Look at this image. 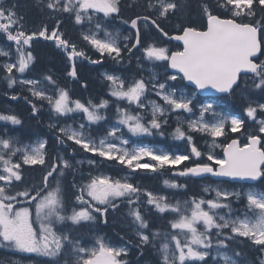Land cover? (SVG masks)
I'll return each instance as SVG.
<instances>
[{
    "label": "snow or ice",
    "instance_id": "obj_1",
    "mask_svg": "<svg viewBox=\"0 0 264 264\" xmlns=\"http://www.w3.org/2000/svg\"><path fill=\"white\" fill-rule=\"evenodd\" d=\"M36 3L46 13L47 20L37 29L28 31L15 6L5 7L4 0H0V34L12 42L7 51L0 49V57L8 61L0 64L5 73L3 79L9 89L19 84L33 98L12 94L10 99L25 100L33 117H37L43 107L34 101L46 102L50 111L59 117L83 113L87 123L80 122L77 127L49 125L56 129L57 143L66 149L78 146L84 152L115 161L130 171L118 178L89 173L86 182H74L75 202L69 208L62 178L66 171L73 169L70 160L59 154L49 157L47 140L24 144L15 136L0 135V247L47 258L43 264H130L127 259L130 244L141 256L146 247L155 248L157 264H208L214 239L217 257L213 259L218 258L217 264L221 261L222 264H239L236 257H240L241 252L231 249L229 255L232 242H247L264 253V190L254 183L264 184V0H199L200 25L180 23L175 35H169L163 24L184 10V0H131L128 7H139L141 11L122 20L132 30L123 36L109 31L106 26L111 18L120 16L121 0H36ZM64 14L75 25H90L88 31L82 33V39L101 59H92L67 37L63 31ZM144 30H155L182 47L173 51L154 42L144 43ZM37 39L54 42L66 54L71 63L67 75L74 80L78 79L77 59L100 64L107 56L119 64L125 60V53L131 56L134 50L141 51L143 58L152 64L163 62L164 77L158 78L153 73L148 79L140 77L128 82L120 76L104 73L110 96L136 107L133 112L117 106V123L104 137L97 139L89 129L108 119L101 113L108 107V100L102 99L99 103L89 100L87 104L73 100L51 74H44L42 79L17 77V73L24 74L34 65L37 58L32 46ZM177 81L187 84L172 83ZM42 82L55 86L52 94L39 87ZM186 88L193 90L189 94ZM212 90L222 95H209L206 102L195 103L197 92ZM237 90L243 93L242 114L221 111V101L236 95ZM149 92L163 103L150 100L145 104L144 98ZM171 113H177V126L170 135L184 141L190 152L170 153L133 141V137H164ZM183 113L195 118L181 119ZM0 121L22 124L15 114H0ZM248 121L254 127L249 128ZM124 128L130 135H125ZM193 133L211 137L210 148H221L222 155L209 151L204 162L205 154L194 142ZM75 152L73 147V155ZM145 157L148 160L142 162ZM192 157L200 158L199 162L185 165L178 175L217 178L215 187L203 189L211 198L192 196L173 204L168 202V197L131 182L132 175L138 171L157 172ZM88 162L96 164L95 160ZM25 166L43 169L39 184L26 183ZM233 182L243 183L239 190L224 187ZM164 184L171 188L186 187L168 180ZM142 196L150 206L147 212L141 207ZM234 201L242 203V209H234ZM121 204L128 209L126 215L132 239L120 236L123 243L118 246L106 236L96 234L86 240L76 232L77 228L87 226L91 233L97 222L107 225L110 219L115 220L114 214L120 211ZM152 210L174 214L169 221V231L153 229L147 218ZM260 264H264V259Z\"/></svg>",
    "mask_w": 264,
    "mask_h": 264
},
{
    "label": "trees",
    "instance_id": "obj_2",
    "mask_svg": "<svg viewBox=\"0 0 264 264\" xmlns=\"http://www.w3.org/2000/svg\"><path fill=\"white\" fill-rule=\"evenodd\" d=\"M15 1L17 0H13L14 3H16ZM12 2V0L10 1ZM23 6L25 7V9L27 8V11L28 12H32V11H35V8H33V4L30 3V0H23ZM14 6H16L14 4ZM197 12H198V7L197 5L194 6V5H191L190 8L185 12V13H182V17H192V16H196L197 15ZM42 17L43 15H38V16H33L31 18H29V24L30 26H32V28L30 30H34L37 28V26L39 27L41 25V21H42ZM47 19V17H46ZM36 58L38 59V62H39V65H47L49 64L53 59L56 58V56L54 55L53 52L49 51L48 49L42 47L38 52L37 54L35 55ZM82 71H85V73L87 75H89L91 77L92 80H94L95 82L99 83L97 87H100V81L94 77V75H92L90 72H89V68H88V65H86L84 67V69H82ZM42 72V71H41ZM75 91L78 93L79 90H76ZM97 92L95 91L93 96H96ZM81 96H85V94H82ZM82 155V154H81ZM29 176H32V173L29 174ZM27 184H35V181L32 182V183H27ZM264 186V184H262ZM74 192V190H71L70 193H68V200H70L68 203L72 202V200L74 199L72 193ZM71 204V203H70ZM115 220L114 221H117L119 219V221L121 222L122 218L119 214L115 213ZM166 215V216H165ZM163 216H151L150 217V223L151 225H153L154 227H157V228H161V230L163 232L165 231H169L170 230V225H169V221L171 220V216H174L173 214L171 213H168V214H165ZM110 222H112V220L110 219L108 225L110 224ZM99 225H103V223H100L98 222ZM131 245V244H130ZM232 247L233 248H238L239 251H242V252H245V255L246 254H249V257H253V253H255V251L252 250V245H250L249 243L245 242L243 244H240L239 242H232L231 243ZM132 249H133V253L134 254V263L135 264H140L141 261L143 259H147L149 261L152 262L151 259L147 258V256L151 253H149L147 250L150 251V247L148 248H145L143 251L145 253V255L143 254V256H141L138 251L136 250V248L131 245ZM1 249V247H0ZM138 253V254H137ZM154 257H157V256H153L152 255V258ZM142 259V260H141ZM141 260V261H140ZM140 261V262H139ZM131 263V262H130ZM0 264H12L10 261H4L1 257H0Z\"/></svg>",
    "mask_w": 264,
    "mask_h": 264
},
{
    "label": "rangeland",
    "instance_id": "obj_3",
    "mask_svg": "<svg viewBox=\"0 0 264 264\" xmlns=\"http://www.w3.org/2000/svg\"><path fill=\"white\" fill-rule=\"evenodd\" d=\"M101 35H103L102 33H101ZM122 43V42H121ZM140 53H141V51H139ZM142 54V53H141ZM12 59V58H11ZM6 62H8L7 60H6ZM42 66H46V65H42ZM104 73H109V72H102V77L104 78V76H103V74ZM109 74H113V73H109ZM17 75V77H19V78H21V79H30V78H27V77H25L24 76V74H19V73H17L16 74ZM114 75H116V74H114ZM149 78V77H148ZM39 87H43V88H46V90L48 91V94H52L51 92H50V90L47 88V87H45V86H43V85H39ZM185 91L186 92H188L189 94L191 93V92H189L188 90H186L185 89ZM150 93V94H149ZM149 93H147L146 94V96H145V98H144V103L145 104H147L148 103V101H150V100H155V99H153L152 97H151V95L153 94V93H151V92H149ZM155 101H157L158 103H163L162 101H160V99H159V97H157V100H155ZM196 103V102H195ZM198 104V103H197ZM75 114L76 113H72V114H70V116H71V119H72V121H76L77 120V118L75 117ZM197 114H198V110H197ZM171 115V116H170ZM168 124H171L170 123V121H172V124L171 125H173V126H177V113H171V114H169L168 115ZM180 118L181 119H188V118H195V117H189V114H187V113H183V114H181V116H180ZM78 121V120H77ZM80 123V122H79ZM78 123V124H79ZM68 125V124H67ZM120 127H122L123 128V126H120ZM185 127H186V125H185ZM123 131H124V133H125V135L127 136V135H130V134H128L127 133V129L126 128H124L123 129ZM199 134H201V133H199ZM201 135H205V134H201ZM135 138H137V137H133L132 139H135ZM134 141V140H133ZM137 142V141H136ZM201 145H204V147L206 146V148L208 149V152L209 151H212L214 154H216V152H217V150H220L221 148H219V147H216V148H210V145H211V137H206V138H203L202 140H201ZM190 151V150H189ZM176 154H179V153H176ZM180 154H183V153H180ZM145 158H147V157H145ZM144 158V159H145ZM145 161H147V160H144V161H142V162H145ZM207 186H212V187H215L216 186V184H206L205 185V187H207ZM232 190H234V189H231L230 191H232ZM25 255V257H23V258H26V259H30L32 256H33V254L32 255H29V254H24ZM210 256H212V257H217V251L216 252H212L211 250H210ZM39 260V259H38ZM217 260H218V258H217ZM216 260V261H217ZM23 264H31V263H27V262H23ZM43 264V263H42ZM219 264H222V261L221 262H219Z\"/></svg>",
    "mask_w": 264,
    "mask_h": 264
}]
</instances>
